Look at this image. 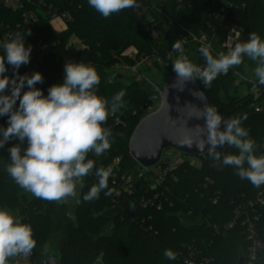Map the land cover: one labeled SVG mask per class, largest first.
Returning a JSON list of instances; mask_svg holds the SVG:
<instances>
[{
	"label": "trees",
	"instance_id": "16d2710c",
	"mask_svg": "<svg viewBox=\"0 0 264 264\" xmlns=\"http://www.w3.org/2000/svg\"><path fill=\"white\" fill-rule=\"evenodd\" d=\"M25 1L28 9L43 5L46 6L44 10L70 15V20L63 23L49 22V18L35 25H25L22 11L0 6L3 34L17 26L22 28L23 34L31 33L26 37V46L30 43L34 54L30 59V71H39L44 77V82L36 87L47 95L50 86L62 81L64 64L72 61L96 68L101 80L95 91L107 100L111 101L119 91L125 90V106L116 113L119 123L109 116L104 125L112 130L111 149L101 156L90 153L89 158L95 160L96 167H111L125 175L139 174V166L130 156L129 142L145 116L147 105L154 104V100L149 90L133 78L124 83V77L119 80L118 74L109 71L117 64L128 63L126 55L130 52L142 54L158 50L163 65L157 66V71L165 73L166 78L175 74L171 65L175 58H169L170 46L166 42L160 46L156 44L139 19L142 6L161 0H137L139 7L125 9L108 18L91 8L88 0H29L31 5ZM177 1L165 0V11L194 32L205 25L215 3V0H187L183 9L177 12ZM229 1L244 7L235 17L245 41L251 32L264 38V0ZM167 34L174 38L178 32L168 31ZM39 42L43 46L41 49H37ZM186 55L194 64L198 63L193 52ZM7 67V75L12 76L11 66ZM255 67L256 62L245 57L244 63L234 69L255 81ZM19 73L26 74L22 68ZM237 80L230 72L225 77H217L210 87L199 82L198 86L209 104L215 106L223 117L247 115L243 126L256 141V154H264V114L254 112V101L250 96H239L243 86L245 91L248 87L241 80L237 84ZM158 108L159 105L155 106V110ZM0 126L7 127L6 116L0 117ZM218 150L224 153L237 151L228 146ZM206 159L200 160L199 166L182 161L161 187L151 188L148 181L142 180L137 184L133 198L116 196L118 187L109 179L111 196L101 192L99 199L84 202L82 194L97 182L94 174L86 176L75 222L70 223L68 238L59 250L58 264H186V261L193 264H240L247 250L243 228L237 226L230 232L215 234L212 227L229 221L234 208L263 192L264 185L256 188L249 181L240 179L232 167L213 162L207 156ZM218 164L223 168L218 169ZM158 193L160 196L155 199ZM214 200H217L216 205L212 203ZM51 204L36 197L28 201L22 188L7 172L0 170V208L7 207L16 212L22 222L32 226L37 241L33 254L46 244L51 214L49 208H43ZM159 205L161 210H158ZM257 211L262 215L260 235L264 240V207ZM169 248L178 254L174 261L163 255ZM32 257L28 264H32Z\"/></svg>",
	"mask_w": 264,
	"mask_h": 264
},
{
	"label": "clouds",
	"instance_id": "9594fccd",
	"mask_svg": "<svg viewBox=\"0 0 264 264\" xmlns=\"http://www.w3.org/2000/svg\"><path fill=\"white\" fill-rule=\"evenodd\" d=\"M88 4L104 18L139 7L137 0H88ZM30 35V32L23 35L16 32L0 41V48H3L0 56V117H7V127L0 126V148L12 139L19 141L8 149V175L34 197L49 202L63 204L72 199L79 205L84 178L91 174L97 177V182L82 194L83 201L99 199L101 192L111 196L108 181L112 168L96 167L89 154L101 156L111 149L112 130L104 125L110 115L125 106L126 91L121 90L111 101L107 100L95 91L101 80L96 68L84 62L68 61L64 64L62 81L50 86L45 95L36 87L44 82L42 73H19L21 66L30 63L32 45L26 46V37ZM239 35L235 33V40L229 35L227 43L232 47L227 53L213 55L212 45L202 43L198 51L205 60L204 66L189 59L182 40L174 41L172 51L178 55L171 64L176 74L173 87L178 84L184 87L197 80L210 87L218 76L243 64L245 57L256 62L255 82L264 85V38L251 32L246 41L239 42ZM6 65L11 66L12 76L5 75ZM183 87L178 88L182 91ZM193 95L205 100L202 91H194ZM193 107L199 114L188 118L195 117L204 123L189 128L186 122L181 125L183 118L172 120L179 132L174 142L206 153L213 162L232 167L240 179L249 181L256 188L264 185V154H256V141L243 126L247 115L224 118L208 103H204L203 108ZM25 142L27 146L22 147ZM225 146L236 149V153L218 150ZM36 243L30 224L22 222L7 207L0 208V264H9L13 257L29 256ZM163 255L173 261L178 256L170 248L165 249ZM186 264L190 262L186 261Z\"/></svg>",
	"mask_w": 264,
	"mask_h": 264
},
{
	"label": "built area",
	"instance_id": "2783aa9c",
	"mask_svg": "<svg viewBox=\"0 0 264 264\" xmlns=\"http://www.w3.org/2000/svg\"><path fill=\"white\" fill-rule=\"evenodd\" d=\"M187 0H178L177 1V12H180L183 9V5ZM158 2V1H156ZM25 0H0V6L6 9H12L14 11H22L23 19L25 25L28 24H38L40 20H49V22L60 21L63 23L65 20H70V15L68 13L58 14L56 12H51L50 10H44L46 6L43 5H33L35 9H28L25 5ZM28 4L30 1L28 0ZM31 5V4H30ZM37 6V7H36ZM244 7L235 4L233 1L229 0H215V3L209 10L208 18L205 25L201 26L197 31L190 30L172 19L170 15L163 8L157 6L155 2H152L150 6H142V11L140 13V22L148 34H150L151 39L158 44L159 46L166 42V37L170 38L169 44L170 52L172 58H176L177 53L172 51V44L177 39L183 41V46L185 54L188 52H193L196 56L195 59L198 61L196 63L199 66H204L205 60L199 53L198 49L201 44H211L213 55L218 54L219 52L227 53L232 47L231 44L227 43L229 35L233 36V40L236 39L235 33H239V40L243 37V33L236 24V13L242 10ZM156 15V16H154ZM224 28L225 37L222 43L219 45L216 44L217 36L220 28ZM168 31L178 32V35L174 38L170 37L167 34ZM16 32L22 33V28L17 26L15 29H10L8 32L3 34V25L0 23V41H3L9 34H14ZM30 44V43H29ZM38 48H43L41 42L37 44ZM78 47L84 49V46L77 45ZM3 55V48H0V56ZM34 54L31 53V57ZM126 58L129 60L128 63H121L122 66L130 70L133 74V80L147 88L149 92L153 93L151 97L154 102L159 101L162 97L163 88L156 84L151 78L147 77L143 71L156 70L157 66L163 65L162 57L158 50H153L151 52H142V54L137 53L136 51L130 52L126 55ZM35 62V61H34ZM30 62L27 65L21 66L25 70L26 74L31 75L30 71ZM233 73L235 78L245 82L247 84L248 90H246L245 95L250 96L254 101V112L256 114H264V85H259L255 81H252L248 78L241 79L243 77L238 71L234 68L230 69L227 74L220 75L221 77L227 76L229 73ZM7 75V73H5ZM218 76V77H220ZM201 85H204L203 82L197 80ZM246 87V88H247ZM155 106L153 103H149L146 107L145 117L154 113ZM114 118L115 123H119V117L117 114L110 115ZM143 118V119H144ZM172 150V149H171ZM166 151V150H165ZM163 152L162 158L169 157L172 164V155L171 153L166 154ZM115 164H118L117 161H114ZM162 165L160 162L158 165L143 169L139 171L137 175H125L114 170L112 168V175L110 180L112 183L118 187L116 196L124 195L127 198H133L137 193V184L142 182V180L148 181V185L152 187H161L166 181L170 173L180 164H177L175 167ZM193 165V164H192ZM147 192V191H146ZM160 194H156L155 199H157ZM213 205L217 204V200H214ZM154 206V203H151ZM146 207V203L144 208ZM264 207V191L256 195L252 200L241 203L234 208L232 218L225 222L224 224L213 225L212 230L215 234L227 233L234 230L237 226H241L244 231V236L247 241V250L245 256L241 258L243 260L242 264H263L264 263V240L260 235V226L262 222V215L258 213V208ZM158 210H161V205L158 206ZM207 225H210L209 222H206ZM31 259V254L26 257V264ZM193 264V263H190Z\"/></svg>",
	"mask_w": 264,
	"mask_h": 264
},
{
	"label": "water",
	"instance_id": "95a60500",
	"mask_svg": "<svg viewBox=\"0 0 264 264\" xmlns=\"http://www.w3.org/2000/svg\"><path fill=\"white\" fill-rule=\"evenodd\" d=\"M169 42L170 38L166 37V43L169 44ZM117 78L121 80L123 76L119 75ZM175 80L176 74L166 80L159 108L140 121L130 139V156L138 164L140 171L154 167L160 162L162 165L169 166L171 159L169 157L162 158L163 152L168 149L175 150L185 156L197 157L202 161H207L206 153H200L195 148L181 147L174 142L178 138L179 132L172 120L179 121L183 118L180 122L181 125L186 122V126L189 128L203 124V120H198L195 117L188 118V116L199 114L193 106L203 108L204 103L209 104L204 93V101L193 95L194 91H201L196 81L188 82L184 87L182 84L173 87ZM178 87H183V90L181 91ZM242 263L243 260H240V264ZM42 264H58V260L49 258L44 260Z\"/></svg>",
	"mask_w": 264,
	"mask_h": 264
},
{
	"label": "rangeland",
	"instance_id": "374dc122",
	"mask_svg": "<svg viewBox=\"0 0 264 264\" xmlns=\"http://www.w3.org/2000/svg\"><path fill=\"white\" fill-rule=\"evenodd\" d=\"M155 4L157 6H160V8L161 7L163 8V6L165 5V0L155 2ZM224 37H225V30L222 27V28H220V30L218 32L216 44L219 45V43H222L224 41ZM244 41H245L244 37H242L239 40V42H244ZM141 71H143L147 77L151 78L156 84L160 85L162 88L164 87L166 80L168 79V78H166L165 73H160L159 71H156V70L147 71L146 69H143ZM248 72H250V71H248ZM109 73L118 74V75L123 76L124 77V80H123L124 83H129L130 79L133 76L132 72L130 70H128L127 68H125L124 66H122L121 64L115 65L109 71ZM245 92H246L245 86H243V88L239 92V96L245 95ZM148 93L150 94V96L153 94L149 91H148ZM154 105L158 106V105H160V102L155 101ZM17 143H19V141L17 139H12L4 146V148H0V170L1 171L7 172L6 167L10 163V160H9L10 154L8 152V149ZM26 146L27 145L25 142V144L22 145V147H26ZM165 153L166 154L171 153L172 159H173L172 164H171L172 167H175L177 164L181 163L184 160L190 162L191 164H193L195 166L200 165V159L197 157L185 156V155H183V154H181L175 150H171V149L166 150ZM216 167L218 169L223 168V166L220 164L216 165ZM22 190H23V194L26 196L28 201H31L34 198V196L30 192L25 191L24 189H22ZM79 205H77L75 203V200L70 199L68 202L63 203V204H59L57 202H52L51 205L43 208L45 210H48V208H49V212L51 214V226H50L49 235H48L45 246L41 247L37 251V253H34V254L31 253V256H33L32 257L33 258L32 264H42V262L46 259H49V258H56L57 259L58 258L59 250L63 246L65 240L68 238L69 230L71 228L70 223L75 222V216L77 214ZM13 213L16 216H18V214L16 212H13ZM70 213H71V215H69ZM18 218H19V216H18ZM26 261H27L26 257H24L22 255L10 258V260H9L10 264H15V263L16 264H26Z\"/></svg>",
	"mask_w": 264,
	"mask_h": 264
},
{
	"label": "flooded vegetation",
	"instance_id": "af4514ba",
	"mask_svg": "<svg viewBox=\"0 0 264 264\" xmlns=\"http://www.w3.org/2000/svg\"><path fill=\"white\" fill-rule=\"evenodd\" d=\"M56 259V258H55Z\"/></svg>",
	"mask_w": 264,
	"mask_h": 264
}]
</instances>
